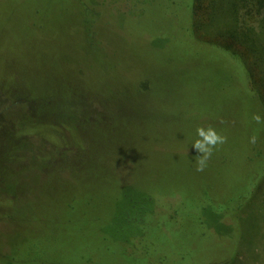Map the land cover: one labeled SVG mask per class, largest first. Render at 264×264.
Here are the masks:
<instances>
[{
	"label": "trees",
	"instance_id": "obj_1",
	"mask_svg": "<svg viewBox=\"0 0 264 264\" xmlns=\"http://www.w3.org/2000/svg\"><path fill=\"white\" fill-rule=\"evenodd\" d=\"M29 1L28 7H31L34 3ZM103 1L93 0L95 5L87 8L85 18L73 27V31H78L86 39V46L94 58L93 63L88 64L87 60L86 71L100 63L105 68V60L111 53L100 45V35L108 39V31L114 32L118 23L133 37L148 33L149 39L142 55L147 60L155 59L154 63H147L152 68L150 78L145 77L136 86H128L131 85L136 93L147 92L151 90L153 78L161 79L159 87L162 88V96L158 97L160 108L157 117L159 120L167 119L165 123L152 120L159 125L169 122L163 129L164 134L155 132L144 137L146 125L154 124L150 120L138 122L130 119V113L125 112L127 110L122 112L113 105L116 111L100 112L92 118L91 114L85 115L75 121L76 128L73 129L67 128L66 119H60L57 125L54 123L55 136L64 141L60 146L43 143L42 138L37 136L35 145L25 139V147L28 153L43 161L36 168L39 167L37 171L46 175V182L50 185V180L55 179L53 187L62 204L63 195L70 189L92 194L96 189H108L118 183L108 176L111 180H103V177L100 180L98 175H91L92 170L104 172L105 161L100 156L86 161L82 156L85 149L76 148L68 132L74 131L80 138L84 128H92L97 132L94 139L102 141L113 137L116 132L124 135L133 131L132 136L125 140H145L146 147L139 150L144 154L140 161L143 170L136 169L145 172V175L134 182L122 184V188L136 186L139 191L150 190L162 193L164 197L171 192L178 194L170 218L175 226L170 231H164L159 226L161 223L151 236H136L117 242L110 241L109 236L98 230L89 219H73L63 225L62 231L54 238V229L48 220L43 231L38 230V225H32L33 233L39 234L32 235L27 231L24 242L19 246L13 244V255L0 257V264H123L124 260H120L128 257L136 263L161 264L164 257L158 255L160 258H153L149 251L156 253L164 248L166 243L161 241L162 237L171 240L176 232L181 231L183 234L180 236L187 243L198 241L193 230L200 226L215 232L219 257L215 261L201 260L199 264H229L237 244L234 235L238 230V221L242 220L240 213L244 208L248 209L260 192V197L264 196V0H117L116 3L122 2V6L116 16L111 13L99 17L97 15L101 10L109 8ZM41 2L43 4L44 1L36 3L40 6ZM12 6H15L14 12H24L23 7L19 10V0H5L0 5V14ZM59 16L60 13L57 23L61 21ZM6 50L19 52L15 44ZM123 50L121 59L127 61L124 56L127 49ZM0 57L6 58V53L1 52ZM133 57L141 58L137 54ZM181 61L195 63L179 73L176 70ZM162 67L166 70L162 71ZM88 85L86 82L82 87L75 86L78 91L71 94L70 99L95 108L97 101L91 96L97 92L90 94ZM84 87H87L88 93H84ZM126 90L122 87L113 93L111 88H106V92H98L104 95L105 103L115 102L118 105L121 98L131 96ZM62 100L65 103L68 101ZM57 105L62 107L61 103ZM256 114L262 120L259 124L253 119ZM30 122L31 125L37 124L33 118ZM209 125L226 136L227 142L213 150L203 171H197L195 159L202 153L193 147L198 139L196 130L199 126ZM28 128L24 138L35 137L30 132L35 127ZM253 135L257 137L255 144L250 143ZM125 145L130 147L129 150L135 146L131 142ZM45 151L53 153V158H49L51 160L42 157ZM60 171L70 172L68 177H62L66 182L58 176L51 177ZM8 186L0 183V189L5 190ZM63 204L55 209L50 218L58 209L63 212ZM22 210L11 212L23 218ZM101 218L99 215L94 217ZM183 225L187 226L185 231L182 230ZM117 245V253H114L111 248ZM172 254L175 259L178 258L177 250H173Z\"/></svg>",
	"mask_w": 264,
	"mask_h": 264
},
{
	"label": "rangeland",
	"instance_id": "obj_2",
	"mask_svg": "<svg viewBox=\"0 0 264 264\" xmlns=\"http://www.w3.org/2000/svg\"><path fill=\"white\" fill-rule=\"evenodd\" d=\"M4 1L0 0V5ZM32 1L34 4L28 7L29 0H19V10L20 7L24 9L22 13L14 12L15 6H12L0 14V53L5 52L7 56L0 57V97H2L0 183L9 185L5 190L0 189L4 192L0 194V257L13 255L15 246L12 245H21L27 237L25 234L27 231L32 235L39 234L33 233L31 226L38 225V230L43 231L48 220L52 223L54 238L62 231L63 225L73 219L80 221L89 219L98 230L109 236L110 241L117 242L136 236H151L155 227L161 223L159 226H162L164 231H170L175 226L170 218L173 216L178 194L174 195L171 192V195L164 197L162 193L158 194L150 190L139 191L136 186L122 188V184L134 182L139 176L145 175V172L136 171L137 168L143 170L140 161L144 158V154L139 150H144L146 147L145 140H125L126 137L132 136L133 131L124 135L116 132L113 137L102 141L94 139L97 132L92 128H84L80 138L74 131L68 132L71 143L76 148L85 149L86 152L82 156L86 161L99 156L105 161V171L96 173L92 170L91 175H98L100 180L102 177L103 180H111L106 177L108 176L118 183L109 186L108 189H96L92 194L70 189L71 191L63 195L64 208L61 209L63 212H59L58 209L55 216L50 218L55 209L62 205L53 187L55 179H51L49 185V182H46V175L37 171L40 168L36 167L43 161L28 153L25 147L26 141L29 143L31 141L35 145L39 136L43 143L60 146L64 141L55 136L54 123L57 125L60 119H66L67 128L73 129L76 128L74 124L76 120L85 115L91 114L92 118L97 113L115 110L113 105L122 112L123 109L127 110L125 112L130 113V119L138 122L150 120L154 124V126L146 125L144 137L155 132L164 134L163 129L169 122L159 125L153 121L158 119L160 108L158 97L162 96V88L159 87L161 79L153 78L150 84L151 90L147 92L136 93L135 89L131 88V85L136 86L145 77L150 78L152 68L148 67L147 63L151 61L152 64L155 59L152 57L147 60L142 55L149 39L148 33L146 36L133 37L118 23L114 32L108 31V39L100 35V45L111 53V56L105 60V68L100 63L99 66L93 65L86 71L87 60H89L88 64L93 63L94 58L86 46L88 44L86 39L78 31H73V27H76L78 22L81 23V18H85V10L95 5L93 0H43L42 7L36 3L39 0ZM103 2L109 8L105 11L101 10L97 15H100L99 17L111 13L116 16L118 8L121 9L122 6V2L116 3L117 0ZM44 9L49 12L47 10L43 12ZM59 13L61 21L57 23ZM130 23H132L131 19ZM13 44L18 46V53L6 50ZM121 49H127L124 53L127 61L121 59ZM135 54L142 59L134 58ZM194 63L195 61H181L176 71L180 73L182 69ZM115 65L117 67L112 68ZM165 67H162V71L166 70ZM110 68L112 70H109ZM86 82L89 84L87 87L90 94L94 95V92H97L94 96L90 95L97 101L95 108L89 107L82 101L77 102V99H70L71 94L78 91L76 87H82ZM129 84L131 85L128 86ZM87 87L83 88L84 93H88ZM122 87L128 89L126 92L131 96L121 98L118 105L115 102L105 103L104 95L98 92H106V88H111V92L117 93ZM62 99L68 101L65 103ZM57 103H61L62 107ZM31 118L37 124L31 125ZM166 119L158 120L165 123ZM28 127H35L30 132H33L36 138H24V134L29 130ZM129 142L135 145L130 150V147L125 145ZM42 157L52 159L53 153L45 151ZM69 175H71L69 171H60L51 177L58 176L60 180L66 182L67 180L62 177ZM260 193L248 209L244 208L240 213L242 220L238 221L236 226L238 230L234 235L237 244L229 264H264V196L260 197ZM76 196L78 197L75 200ZM164 206L167 207L166 210ZM11 210H22L23 218ZM96 215L102 218L94 219ZM186 229L187 226H184L182 230ZM193 231L198 241L196 239L187 243L180 236L183 233L178 231L171 240L162 237L161 241L166 243L164 248L156 253L149 251V254L152 252L153 258H158V255L164 257L161 264H199V261L204 259L218 260L215 232L208 230L206 226H200ZM153 239L158 240L157 237ZM194 242L197 244H193ZM111 249L117 253L118 245ZM173 250L179 253L177 259L173 257ZM120 261H123V264L146 263V261L136 263V260H129V257Z\"/></svg>",
	"mask_w": 264,
	"mask_h": 264
},
{
	"label": "clouds",
	"instance_id": "obj_3",
	"mask_svg": "<svg viewBox=\"0 0 264 264\" xmlns=\"http://www.w3.org/2000/svg\"><path fill=\"white\" fill-rule=\"evenodd\" d=\"M253 119L259 124L262 122L259 114L253 116ZM197 136L193 143V147L202 155L197 156L195 159L196 170L203 171L207 166L208 160L211 158L213 150L218 146L227 142V137L218 133L214 127L209 125L208 127L199 126L197 128ZM257 137L253 135L250 138V143L255 144Z\"/></svg>",
	"mask_w": 264,
	"mask_h": 264
}]
</instances>
